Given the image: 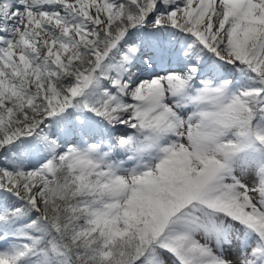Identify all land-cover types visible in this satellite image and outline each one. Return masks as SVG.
<instances>
[{
    "label": "snow or ice",
    "instance_id": "1",
    "mask_svg": "<svg viewBox=\"0 0 264 264\" xmlns=\"http://www.w3.org/2000/svg\"><path fill=\"white\" fill-rule=\"evenodd\" d=\"M0 264H264V0H0Z\"/></svg>",
    "mask_w": 264,
    "mask_h": 264
}]
</instances>
